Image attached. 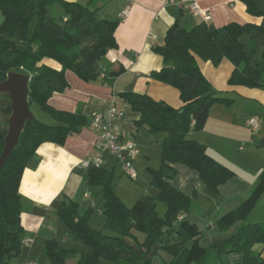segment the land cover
I'll use <instances>...</instances> for the list:
<instances>
[{
	"label": "trees",
	"instance_id": "16d2710c",
	"mask_svg": "<svg viewBox=\"0 0 264 264\" xmlns=\"http://www.w3.org/2000/svg\"><path fill=\"white\" fill-rule=\"evenodd\" d=\"M250 15L261 17L262 22H230L217 27L201 22L191 29L174 22L168 29L164 45L153 50L163 58V67L153 70L151 77L177 88L184 103L174 108L146 93L124 92L120 97L133 111L139 113L137 127L146 126L161 139V165L152 169L151 183L158 190L156 196L142 195L129 207L117 194L115 176L117 168H89L86 178L90 188L98 189L104 199L103 230L90 224L94 208L80 213L79 204L64 202L57 216L82 246L65 247L58 239L44 243L49 264H152L140 262V256L124 241L133 237L132 230L146 235L140 246L149 252L154 245L173 256L169 264H222L221 257L242 252L244 264H263L256 244L264 248V223L244 224L229 238L204 247L199 232L185 218L177 231L179 241L171 242L174 223L182 213L193 208L192 199L170 185L177 174L175 163L196 170L201 181L213 193L231 179L235 172L212 158L205 145L189 137L191 130H201L217 103L230 106L234 99L213 87L202 72L198 58L218 66L224 58L235 66L229 84L261 87L264 77V0H240ZM3 22L0 26V83L9 72H22L31 76L29 104L56 121L45 123L37 118L26 122L19 142L0 171V264H17L21 255L24 227L22 224L23 173L36 157L38 147L45 142L64 145L68 136L88 127L90 120L79 112L59 110L49 100L54 93L63 92L69 82L68 71L88 82L101 74L99 60L117 46L115 37L119 21L100 18L91 5L68 0H0ZM19 42H25L20 47ZM51 60L56 65L46 62ZM123 73V67L112 68L110 75ZM12 99L9 93H0V157L5 147ZM264 193V171L259 182L231 211L219 219L221 229L244 219L256 206ZM167 204L164 218L157 213V202ZM164 238H167L164 241ZM191 246H186L188 241Z\"/></svg>",
	"mask_w": 264,
	"mask_h": 264
},
{
	"label": "crops",
	"instance_id": "0c3cea01",
	"mask_svg": "<svg viewBox=\"0 0 264 264\" xmlns=\"http://www.w3.org/2000/svg\"><path fill=\"white\" fill-rule=\"evenodd\" d=\"M68 1L89 4L98 10L100 18L119 21L115 32L117 46L99 60L100 76L86 82L74 72L68 71L66 77L69 86L63 92L54 93L49 100L56 109L79 112L89 120L93 113L106 111L113 96H118L117 105L124 108L126 101L120 97L124 92L146 93L177 109L184 105L177 88L151 77L153 70L163 67V58L153 47L164 45L167 31L174 22L178 21L180 26L186 29H191L203 21L213 23L217 27L230 22H262L261 17L247 13L245 4L240 0H175L174 3H171V0ZM194 2L208 14V20L191 12L190 5ZM128 5L131 6L129 14L126 18H121L120 13ZM46 62L56 65L51 60ZM198 62L213 87L224 91V95L234 99V102L230 106L220 103L213 105L205 126L201 130H191L189 137L205 145L212 158L231 168L235 169L233 164L237 161L238 164L250 161L257 164L252 178L235 173L231 179L219 186L217 193L209 190L196 170L181 163L172 164L177 174L169 183L192 199L193 208L189 213L179 215L170 240L179 241L177 231L185 218L195 227L196 232H199L200 243L208 247L212 243L229 238L244 224L264 223V193L244 219L233 223L228 229H221L218 222L220 217L246 199L264 171V151L259 149L263 145L257 144V140L264 142V77L261 87L231 85L229 79L235 66L229 59L224 58L218 66L200 58ZM119 66L123 67V73L118 76L110 75L111 69ZM43 113L45 117L53 119L49 114ZM139 117V113L128 108L126 117L120 122L123 136L135 139L140 146L141 154L135 161L137 178L144 176V173L150 175V188L146 187V190L151 189V193L136 190L133 193L136 201L142 195H157L158 190L151 183V170L161 165V139L153 136L146 126L137 127L135 122ZM251 117L260 121L257 132H253L248 125ZM50 123L56 121L53 119ZM96 139V132L88 126L69 135L64 145L45 142L38 147L35 160L25 169L20 185L23 196V239H30L33 244L31 247L22 246L21 255L15 259L17 264H49L46 256L44 261H40L39 247L40 244L44 246L46 240L52 239L49 234L55 232V226L51 215L57 212L62 203L73 201L80 205L83 201L82 204H92L89 207L101 204L100 193L97 198L92 194L90 198H86V193L93 188L87 185V170L78 167L83 160L94 154ZM244 142L248 144L245 146ZM235 157L238 158L237 161ZM153 163L156 165H152ZM103 167L108 170L113 167L120 169L112 155L107 157ZM117 194L121 199L124 198L122 196H130L126 193ZM160 204L164 205L162 214L159 212ZM82 207L79 206L80 213L86 210ZM166 212L167 204L158 201V215L164 218ZM60 230L64 234L62 242L68 243L66 235L69 230L63 226ZM132 234L133 237H126L124 241L140 256V262L169 264L173 261V256L162 247V243H157L145 253L140 243L145 240L146 235L137 230H132ZM166 239L164 238V241ZM191 245V240L186 243V246ZM253 249L260 252L264 260L263 246L256 244ZM244 259L242 252L221 257L222 264H244Z\"/></svg>",
	"mask_w": 264,
	"mask_h": 264
},
{
	"label": "built area",
	"instance_id": "2783aa9c",
	"mask_svg": "<svg viewBox=\"0 0 264 264\" xmlns=\"http://www.w3.org/2000/svg\"><path fill=\"white\" fill-rule=\"evenodd\" d=\"M175 0H171L174 3ZM131 6H126L120 13L121 18H126L129 14ZM190 10L196 15L209 19L208 14L202 10L199 5L194 2L190 5ZM118 96L110 99L109 107L104 112L93 113L90 118L89 127L97 134L95 152L92 156L83 160L78 167L88 170L89 168H102L109 155H112L116 163L119 165L122 173L128 175L132 179L138 177L135 167V161L141 154L138 142L133 138H125L120 122L126 117L129 106L126 104L124 108L117 105ZM248 125L253 132H257L260 128V121L256 117L248 120ZM86 198L92 195L86 193ZM33 241L24 239L23 245L31 247ZM27 264H38L37 262H29Z\"/></svg>",
	"mask_w": 264,
	"mask_h": 264
},
{
	"label": "rangeland",
	"instance_id": "374dc122",
	"mask_svg": "<svg viewBox=\"0 0 264 264\" xmlns=\"http://www.w3.org/2000/svg\"><path fill=\"white\" fill-rule=\"evenodd\" d=\"M2 22H3V15L0 13V26H1ZM26 45L27 44L25 42H19L20 47H25ZM31 111L33 112L34 118H37L42 122L50 123L53 120V119H51V117H48V118L45 117L41 108L36 104H33L31 106ZM1 118H2V116L0 115V119ZM244 143H245V146H246V144H248V142L247 143L244 142ZM261 143H262V141L257 140L258 145ZM259 149L264 151L263 146H260ZM238 150L239 149H237V151ZM238 152H240V151H238ZM236 156H237V154H236ZM235 159L237 161L238 158L235 157ZM152 165H156V163H153ZM223 165H225V164H223ZM256 165L257 164H254L252 161L247 162V163H240V164H238V161H237L235 164H233V167H235V169L229 167L228 165H225V166L230 168L231 170H233L235 173H237L239 175L251 176V178H252V175L255 173ZM149 181H150V175L148 173H144V176L142 175V177H140V178L132 179L128 175H125L124 173H122V171L120 169H118L116 172V176H115V184H116L115 189L117 190V192L120 195H122L121 193H126V195L130 194V196L132 195L131 197L129 196L130 198L128 196H122V197H124L122 200L129 207H131L134 205V203L136 201L134 199L135 196H133V193L136 190H138V192L139 191H145L144 193H151L150 192L151 189L146 190L147 189L146 187L150 188V182ZM143 183H145V184L143 185ZM89 193L92 195H95L96 198L98 197V191L96 189H91ZM99 200L101 201L100 202L101 204H97V206L93 207L94 210H93V213H92L91 218H90V224L92 225L93 228L100 231V230H103V227L105 224V216L102 212L104 199L101 195L99 196ZM80 201H82V198ZM82 203H84V202L83 201L80 202L79 206L82 207V205H83L82 208H85V209H87V207L92 205V204L90 205L89 202H85V204H82ZM163 206L164 205L160 204V207H159V212L161 214H162V209L164 208ZM51 220L53 221L52 223L55 226V232L50 233L49 237H51L52 239H55V238L58 239L60 241L61 245L65 246L67 248L72 247V246H82V243L75 239V235L71 231H67L68 233L66 236L69 239L68 243L62 242V237L64 234L62 233L60 228H62V226L64 227V223H61L59 221L58 216H57V212L53 213L51 215ZM70 245H72V246H70ZM39 259H40V261H44V259H45V250H44V246L42 244H40V247H39Z\"/></svg>",
	"mask_w": 264,
	"mask_h": 264
},
{
	"label": "water",
	"instance_id": "95a60500",
	"mask_svg": "<svg viewBox=\"0 0 264 264\" xmlns=\"http://www.w3.org/2000/svg\"><path fill=\"white\" fill-rule=\"evenodd\" d=\"M31 76L22 72H9L7 79L0 83V93H9L12 99V115L5 147L0 157V171L14 152L26 122L34 118L29 104V83ZM264 146V142L261 143ZM66 264H76L75 259H69Z\"/></svg>",
	"mask_w": 264,
	"mask_h": 264
}]
</instances>
